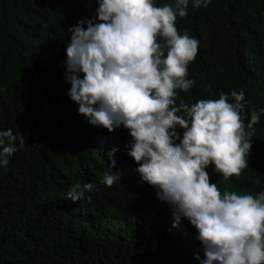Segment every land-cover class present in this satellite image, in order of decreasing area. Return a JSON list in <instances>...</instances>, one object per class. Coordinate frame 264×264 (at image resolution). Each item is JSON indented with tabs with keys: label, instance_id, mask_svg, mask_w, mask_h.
Segmentation results:
<instances>
[{
	"label": "trees",
	"instance_id": "1",
	"mask_svg": "<svg viewBox=\"0 0 264 264\" xmlns=\"http://www.w3.org/2000/svg\"><path fill=\"white\" fill-rule=\"evenodd\" d=\"M175 6V0H154ZM97 0H0V130L24 136L0 167V264H198L196 229L174 217L153 186L141 182L127 156L121 126L109 133L78 114L64 79L68 28L95 16ZM177 17L178 34L198 39L180 102L218 99L244 91L245 125L264 108V0H211ZM158 43L163 39L157 37ZM166 54V53H165ZM183 115L182 113H179ZM248 167L228 179L205 171L224 191L264 192V113L254 126ZM247 130V129H246ZM182 136L183 129L176 128ZM178 143V141H177ZM112 147L120 182L102 183ZM95 188L73 203L70 187Z\"/></svg>",
	"mask_w": 264,
	"mask_h": 264
},
{
	"label": "clouds",
	"instance_id": "2",
	"mask_svg": "<svg viewBox=\"0 0 264 264\" xmlns=\"http://www.w3.org/2000/svg\"><path fill=\"white\" fill-rule=\"evenodd\" d=\"M189 2L155 6L154 0H97L93 18L68 28L67 96L88 125L109 133L121 126L128 130L125 150L141 182L153 186L156 198L171 209L172 227L183 219L196 229L204 256L195 257L198 264H264V192L221 194L205 171L212 164L228 179L248 167L253 126L264 108L252 112L245 125L243 90L230 93L234 103L221 94L175 106L176 90L188 92L195 83L186 75L199 41L178 34L175 26L177 17L187 15ZM210 3L191 0L193 8ZM24 143L19 132L0 130V167ZM117 150L106 153V186L121 179L112 170ZM94 188L91 182L70 187L65 198L75 203Z\"/></svg>",
	"mask_w": 264,
	"mask_h": 264
}]
</instances>
